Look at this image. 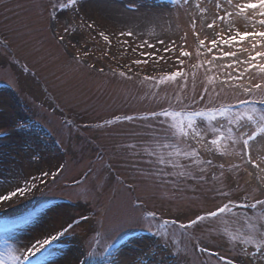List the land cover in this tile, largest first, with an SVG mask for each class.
I'll return each instance as SVG.
<instances>
[{"label": "rangeland", "instance_id": "374dc122", "mask_svg": "<svg viewBox=\"0 0 264 264\" xmlns=\"http://www.w3.org/2000/svg\"><path fill=\"white\" fill-rule=\"evenodd\" d=\"M61 1L68 2L0 0V127L10 131L17 123L27 126L0 137V194L26 190L22 196L18 193L0 201V224L22 220L26 215H15L26 210L25 214L50 195L68 196L66 200L76 206L54 205L30 224L0 234V257L7 264H26L25 246L58 236L54 241L62 246H50L54 255L49 264H76L78 260L80 264H111L109 256H99L103 244L124 228L140 226L152 234L139 233L113 252L122 264H240L242 250L255 251L258 229L264 224V209L259 205L255 209L241 206L264 200L256 170L241 159L240 132L255 128L246 120L236 123V114L245 108L221 121L200 116L202 124L193 123L199 142L175 135L171 117H161L166 121L161 124L143 115L161 108L179 112L194 106L196 112H207L208 106L232 99L264 96V90L246 96L239 89L222 87L220 80L228 70L220 66L212 72L206 71L207 66L194 67L213 54L220 55L218 50L201 49L192 35L190 18L211 19L210 0H199L207 13L196 9L197 0L191 6L184 0H78L67 9L59 7ZM103 3L111 7L112 25L90 12ZM129 3L139 10L128 11L125 5ZM250 29L251 24L238 20L232 34ZM101 30L109 35L111 45L99 36ZM121 31L134 35L121 37ZM204 31L211 39L212 30ZM185 34L186 40L180 39ZM124 39L128 45L122 43ZM159 39L175 40L191 55L182 57L183 65L176 60L178 52L166 63L149 57L147 65L131 64L143 58L135 50L137 45ZM246 46L250 48L247 40L223 50L244 58L247 53L240 50ZM229 62L231 58L216 61L217 65ZM178 70L186 75L175 82L144 79ZM120 71L132 78L121 77ZM210 75L217 77L215 84H209ZM254 82L264 83V77L255 74ZM239 83H250L247 74ZM178 96L183 102H178ZM126 116L137 119L129 121ZM213 139L218 143L211 144ZM162 144L171 147L162 148ZM252 147L255 156L264 154V140ZM193 149L199 158L184 155ZM33 150L38 151L39 161L31 159ZM153 152L157 155H149ZM169 153L176 167L155 163L160 154L168 158ZM224 204L229 211L207 216ZM198 216L207 218L181 227ZM9 251L21 259L11 261Z\"/></svg>", "mask_w": 264, "mask_h": 264}, {"label": "snow or ice", "instance_id": "6c2138e0", "mask_svg": "<svg viewBox=\"0 0 264 264\" xmlns=\"http://www.w3.org/2000/svg\"><path fill=\"white\" fill-rule=\"evenodd\" d=\"M78 0H68L67 4L59 5L61 8H71L74 5H77ZM184 3L191 6L192 0H184ZM212 3V16L209 20L203 16H197L195 18H190V22L192 25V35L194 39L198 42V45L201 49L206 50L208 53H213L214 50H218L220 55L217 56L213 54L210 59H206L204 64L195 65L194 67H206V71L212 72V70L218 66L223 69H227L224 73L225 79L220 80V85L229 86L236 89L241 90L246 96H251L254 90H264V83L254 82L255 74H259L261 77H264V0H210ZM80 7L83 8V4H80ZM196 9L201 13H207L208 9L204 8L203 5L197 0L195 4ZM125 8L131 12H137L139 10L138 6L134 3H129L125 5ZM59 17H57L58 19ZM238 20H243L246 24H251V29L248 31H239L236 30L233 35V26L236 24ZM199 24V29L197 25ZM257 26H259L260 30H256ZM88 27H92V25H88ZM205 29L212 30L211 39L207 38L205 34ZM65 31H69L68 27L65 28ZM75 34V33H74ZM121 37H131L134 35L132 31H121L119 34ZM99 36L103 38L104 41L108 42L111 45V41L109 39V35L105 34V31L101 30L99 32ZM204 37V38H202ZM226 37V38H225ZM187 34L183 37H180L182 40H186ZM63 40V37H61ZM207 40V43H206ZM248 41L250 44L249 47H244L240 51L243 53H247V56L241 58L237 56L235 51H224V47H231L233 43H239L243 41ZM124 45H128V40L124 39L122 41ZM169 43H171L172 47H169ZM157 44L160 48H157ZM148 48L151 51H143V49ZM137 51L140 52V56L142 59H134L131 61L132 65H147L149 64V57L152 58L153 62L159 63L161 61L168 62V59L172 56L174 52H178L179 54L176 56V60L180 65H183L184 60L182 57H189L191 55L190 52L183 50L182 46L176 44L175 40L170 42H166L163 39H159L156 43H149L147 41H142L139 45L136 46ZM87 55V53H85ZM78 59V57H74ZM224 58H231V62L217 65V60H223ZM131 71V67L128 69ZM255 70V74L253 73ZM102 71V69H101ZM235 73V74H234ZM247 74L250 83L248 85L239 83L240 80L244 78ZM119 75L121 77H126L131 79V76L125 71H120ZM186 74L183 70H178L171 72L167 75L161 76L158 83L165 82H175L177 77H184ZM145 80H154L155 77L145 76ZM217 77L215 75L208 76L209 84H215ZM209 91L208 88L204 89V92L207 93ZM178 102H183L181 97L176 98ZM200 99H204V95L200 96ZM240 105L245 106V111L241 113H237L235 120L237 124H240L241 121H248L255 125L254 130L251 131H243L240 132V141H241V159H244L246 163L250 164L254 170H256L255 175L256 178L261 182L260 191L264 194V154H260L259 156H255L253 154L252 146L253 142L257 140V137H260L264 140V111H261L257 108V105H264V96L259 99H241L237 102ZM232 106H222L219 109H211L207 112H196L193 111L187 116H185L181 112L177 111H169L166 108H161L159 112L153 111L150 113V116L159 121L161 124H164L166 121L161 120V117H171L173 123L171 127L176 129L175 135H179L181 138H195L197 142H199V134L194 131L193 120L196 116H207L210 120L216 119V113L219 112L221 115H224L226 112L230 110ZM259 113V115H255ZM148 117H143V119H147ZM126 120H134L137 117L134 116H126ZM187 120V124L185 125L184 121ZM232 122L231 120L229 121ZM111 123V121H109ZM26 125L23 123H17L10 131H5L2 127H0V136H9L13 133L24 131L26 129ZM247 125H241V128H245ZM231 128L229 132H231ZM219 139H224L223 136L219 137ZM235 142V141H233ZM218 143L217 139L211 140V144L215 145ZM162 148H169L171 145L162 144ZM149 155H157L155 152L150 153ZM176 155L179 156L180 152L177 151ZM185 156H189L192 159L199 158V153L192 150V153H184ZM172 154L169 153L168 158H165L163 154L158 156V159L155 163L160 165H171L172 167H176L175 162L171 159ZM31 159L39 161L40 156L38 151L33 150L31 153ZM207 163L211 164L212 161L208 160ZM220 168H223V164L219 165ZM233 167H238L237 165H233ZM49 173L42 172L41 175H48ZM252 175L253 173H249ZM35 186V185H33ZM25 189L18 188L15 191L10 192L9 195L0 194V201H7L13 196L24 195ZM260 206L261 209H264V200L256 199L254 203L251 205H241L242 207H249L251 209H255L257 206ZM229 205L224 204L221 207H218L216 211H211L207 214L208 217H216L219 213H224L229 211ZM206 216H198L195 220H191L189 225H181V227H187L191 225H196L198 221H202L206 219ZM30 217H24V222H27ZM72 227L71 224L68 226ZM67 231V230H65ZM260 232V239L255 243V251L242 250L243 259L240 260V264H264V224L260 225L258 229ZM58 239V236H53L50 239H37L35 243H31L26 247L27 255L23 258L28 261V264H32V260L34 258L35 264H49L50 258L54 255L50 251V245L52 241ZM247 243H251L252 241H246ZM82 255H84L82 253ZM9 256L11 261L18 262L21 257L14 255L11 251H9ZM109 258L111 260V264H122L117 257H113L111 253H109ZM223 259V257H221ZM0 264H7V261L0 257ZM76 264H80L78 260ZM228 264H233L232 261H228Z\"/></svg>", "mask_w": 264, "mask_h": 264}, {"label": "bare ground", "instance_id": "6f19581e", "mask_svg": "<svg viewBox=\"0 0 264 264\" xmlns=\"http://www.w3.org/2000/svg\"><path fill=\"white\" fill-rule=\"evenodd\" d=\"M111 7H107L106 3H103L102 6H99L98 9H92L90 12L92 15H98L100 17H102V19L104 20H108L109 21V24L112 25V22L113 21H110L109 18H110V15L112 13L111 12V9H109ZM113 12V10H112ZM111 22V23H110ZM261 143H262V139L260 137H257V140L253 142V145H257V146H261ZM252 150H253V147H252Z\"/></svg>", "mask_w": 264, "mask_h": 264}]
</instances>
